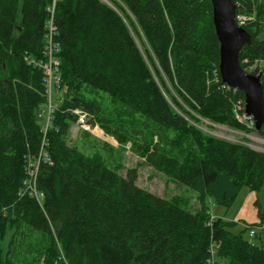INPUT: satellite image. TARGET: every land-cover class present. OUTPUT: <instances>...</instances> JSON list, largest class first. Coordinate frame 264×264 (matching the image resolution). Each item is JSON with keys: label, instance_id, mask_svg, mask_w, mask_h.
I'll return each mask as SVG.
<instances>
[{"label": "trees", "instance_id": "16d2710c", "mask_svg": "<svg viewBox=\"0 0 264 264\" xmlns=\"http://www.w3.org/2000/svg\"><path fill=\"white\" fill-rule=\"evenodd\" d=\"M106 1L0 0V264H264L257 235L234 233L204 201L227 208L243 186L256 189L264 177V155L197 127L203 119L246 130L233 113L244 94L219 74L210 1ZM233 1L236 24L252 40L238 58L248 73L249 64L264 61V40L256 39L264 0ZM53 4L66 92L45 128L37 118L45 110L44 78L25 57H43ZM239 11L254 21L240 25ZM259 76L264 95V67ZM84 86L170 134L181 156L155 153L147 161L196 192V209L140 188L135 170L123 177L66 143L75 120L68 109L95 113ZM258 135L264 138V124ZM40 153L49 161L39 162V202L23 182Z\"/></svg>", "mask_w": 264, "mask_h": 264}, {"label": "rangeland", "instance_id": "374dc122", "mask_svg": "<svg viewBox=\"0 0 264 264\" xmlns=\"http://www.w3.org/2000/svg\"><path fill=\"white\" fill-rule=\"evenodd\" d=\"M238 18L242 24L255 19L254 14H247L242 11L238 12ZM19 19L20 16L18 15L17 21ZM258 22H260V26L256 39L264 40V19H258ZM16 34L15 32L14 35L16 36ZM81 95L85 101L95 106V113L92 114V117L97 130L91 134L82 131L74 122H69L68 131L65 135L66 143L69 146L87 157H97L104 165L123 177L128 170H135L137 173L136 184L161 198H176L190 210L198 207L196 192L174 182L164 172L157 170L147 161L155 153L177 158L181 156L180 150L171 146L170 134L167 131L157 127L143 115L129 110L101 91L84 86ZM60 97L56 99L53 96V108L61 106L62 100L65 98L64 91ZM37 118L46 123L47 114L40 116L38 113ZM201 122L197 127L204 132L250 148L252 146L253 150L264 155L261 153L263 152L261 150L264 149L262 145H253L254 139L250 135V131L242 132L203 119ZM216 126L224 127L230 131L222 130ZM117 136L122 139V142L118 140ZM204 201L211 217L221 218L231 223L233 225L232 231L234 233L244 231L245 237H247L249 228H253L257 235L253 242L264 244V227L261 229L264 224H262L264 218V177L256 189L252 190L243 186L232 204L227 208L215 204L208 196L205 197ZM9 236L10 232L7 233L2 242L3 249H5Z\"/></svg>", "mask_w": 264, "mask_h": 264}, {"label": "built area", "instance_id": "2783aa9c", "mask_svg": "<svg viewBox=\"0 0 264 264\" xmlns=\"http://www.w3.org/2000/svg\"><path fill=\"white\" fill-rule=\"evenodd\" d=\"M53 12H54V4L50 11L51 15L49 16V19L46 22V33L44 36L43 57L41 59H35L30 56L25 57V61L27 62V64L33 65L34 67L40 69L42 72L43 78H44L46 104H45V110L41 111L39 115L43 116L44 114H47V121L46 123H44L45 128H47L50 118L52 117L54 112L57 110V108L52 107L53 96H55L56 99H59L61 98L60 96L63 94V91L66 92V88L62 86L61 84V76H60V70H59L60 65H59L58 59L56 58V55L58 53L59 44L55 40L56 26H55V19H54ZM238 21H239L238 23L242 25V22L239 20V18H238ZM263 67H264V61H256L252 64H249L247 66L248 74L254 72L255 73L254 75H259V72L261 71V68ZM244 106H245V101L242 99L236 100L233 105V113H234L235 119L240 124H243L246 126V130L244 131L240 130V131L242 132L250 131L251 132L250 135H252L254 139V140L252 139L254 141L253 145H262V147H264V138L260 137L258 134L255 133L254 121L252 117L247 116L245 114ZM68 111L75 118L74 124L78 126L82 131L93 134L94 131L97 130V126L93 121L92 115L89 114L86 110L81 109V108H69ZM216 127L222 130H228L224 127L222 128L221 126H216ZM222 139H225V138H222ZM225 140H228V139H225ZM251 149H252V146H251ZM261 151L259 152L264 153V149ZM41 160L49 161V156L46 153H40L39 156L37 157V160L33 161V163L31 162L27 166L26 168L27 178L23 182V184L26 186V190L28 191V194L34 197L39 202L42 201L43 194L37 191L36 189V177H37L39 162ZM263 227H264V224L261 226V229ZM247 236L249 238H253L254 236H256V231L253 228H249ZM211 255H214L213 249L211 250ZM210 263L213 264L212 262Z\"/></svg>", "mask_w": 264, "mask_h": 264}, {"label": "water", "instance_id": "95a60500", "mask_svg": "<svg viewBox=\"0 0 264 264\" xmlns=\"http://www.w3.org/2000/svg\"><path fill=\"white\" fill-rule=\"evenodd\" d=\"M212 21L219 43L218 70L221 81L244 94V112L252 117L255 133L264 124V95L259 75L246 73L240 66L239 53L252 43L251 36L236 24V5L233 0H209Z\"/></svg>", "mask_w": 264, "mask_h": 264}]
</instances>
